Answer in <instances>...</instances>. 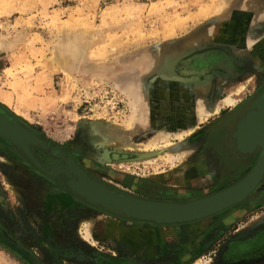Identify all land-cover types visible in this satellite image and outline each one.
Wrapping results in <instances>:
<instances>
[{"label":"rangeland","instance_id":"374dc122","mask_svg":"<svg viewBox=\"0 0 264 264\" xmlns=\"http://www.w3.org/2000/svg\"><path fill=\"white\" fill-rule=\"evenodd\" d=\"M239 74L238 84L247 78L248 89L264 75V0H0V103L19 120L8 117L130 194L139 193L137 185H157L187 151L175 139L182 136L166 128L188 121L181 111L188 109L187 99L159 91L162 82L193 87L194 99L201 95L206 107L217 100L225 79ZM260 107L258 98L253 109ZM131 115L138 126L130 133L131 147L99 143L102 132L122 134ZM143 142L155 144L141 150ZM143 152L153 154L113 157ZM10 163L8 152H0V264H119L120 254L127 261L128 251L111 235L113 228L125 230L126 240L131 219L75 198L30 163L32 189L17 179L16 167L9 170ZM28 172L23 167L20 174L26 179ZM29 191L44 193L50 203L29 204ZM238 205L159 228L167 240L161 260L173 264L182 247V264H264L262 251L245 257L264 246L263 234L240 230L264 214V206L244 216ZM147 222L137 225L140 235L147 233ZM192 247L195 258L186 256Z\"/></svg>","mask_w":264,"mask_h":264},{"label":"flooded vegetation","instance_id":"af4514ba","mask_svg":"<svg viewBox=\"0 0 264 264\" xmlns=\"http://www.w3.org/2000/svg\"><path fill=\"white\" fill-rule=\"evenodd\" d=\"M260 63V62H259ZM242 74H239V76L236 77H241ZM255 81L250 84V88L245 89L244 92L242 93V97L237 98V102H235L234 105L223 108V109H240L238 115H236L234 118H232L231 126L230 128L225 131L226 135L222 139L223 144L222 147H219V151H216L214 148L211 149V151H207V153L202 152V156H204L205 159L208 157L213 158L215 161H218L219 165H221L222 169H219V173L223 172L225 175H229L231 172V169L235 168L236 169H241L245 170V172L249 171L252 166L254 165L253 163L262 155L264 152V147H256L251 153L249 154H242L238 151L237 149V138L235 137V132L237 131V123L240 118L244 117L248 112L249 108L251 105L258 99H262V104L264 108V75H258L256 77ZM247 81V78H245L243 81ZM0 114L7 119L12 121L14 124H18L17 121H14L10 119L7 115H4V111L0 108ZM225 115V116H224ZM230 114L227 113L226 111L221 114V117L218 118V121H224L228 120L230 117ZM231 119V118H230ZM19 125V124H18ZM26 129V128H25ZM27 131H30L29 129H26ZM205 132V131H204ZM202 133V130L196 133V136L200 135ZM213 133H210V136H212ZM214 137V135H213ZM44 146L40 147V145H34L32 146L31 150L34 154L35 157L39 158L45 163H49L51 161V158L48 159L46 158L44 153H49L51 149L49 148V144L47 142H44ZM247 144V143H245ZM14 146V145H13ZM30 146V144L28 145ZM15 147V146H14ZM12 146H10L6 141L2 140L0 138V152L1 153H6L8 152L10 159H12L13 163H10L11 167L9 170H13L15 167V173L17 176V179L20 181H24L25 183H28V186L32 189H34L35 185V177L32 173V168L28 166L30 164L29 158L25 156L23 151L21 149L15 148L17 150L18 156L13 154ZM24 148V147H23ZM212 148V147H211ZM26 151H28L26 148H24ZM41 149V150H40ZM11 150V151H10ZM43 151V152H42ZM198 153V152H197ZM207 154V155H206ZM67 158H70L72 160H75L77 163L78 161L72 156V155H67ZM232 162L234 165L233 168L230 167ZM79 164V163H78ZM223 164V165H222ZM80 165V164H79ZM81 166V165H80ZM23 167H26L29 169L28 177H23L21 171L23 170ZM83 169H85L83 166H81ZM220 167V166H219ZM86 170V169H85ZM87 171V170H86ZM6 173H9L8 169H5ZM90 175L94 176L91 174L89 171H87ZM22 177V178H21ZM95 177V176H94ZM264 179V174L261 179L263 181ZM154 187H150L151 184L146 187L145 189H142L141 186L137 185L135 186V189L139 191L141 194H137V196L144 197V198H149V199H159V200H175L176 197L179 195L176 192V189L170 188L165 185H161L158 183H155ZM35 192V191H34ZM33 191H29L30 195L29 198H27V201H29V204L32 203L34 205H40V207H44L46 204L50 202H46L48 200V196L45 195L44 193H36L38 197H35V193ZM135 195V194H134ZM3 198V197H2ZM0 198V199H2ZM37 199L39 201H37ZM36 203V204H35ZM27 205V204H26ZM64 207V205H63ZM32 208V205H31ZM50 208V207H49ZM98 208V207H97ZM46 207L42 208L44 212L46 211ZM100 209V208H99ZM68 219H71V214L66 215ZM132 220V226L128 229L127 232H130L129 238H130V243L127 241H124L121 238V229H112V235L114 241L118 243V245L122 246V248H126L128 251V259L126 260L125 256L120 254L119 256V264H147L145 261L151 260L152 258L154 259H159L160 264H165L164 260L162 261L161 259L164 257V253L167 251V240L165 239L166 237L164 234H166V231L163 233L159 228L164 227L167 228L169 225L166 224H156V223H151L147 222L148 224V231L147 233L139 234L136 230L137 225L139 224V220L136 219H131ZM63 222H65V219H63ZM179 224V223H178ZM49 224H46L48 226ZM170 226H175V225H170ZM46 234L49 236L50 235V230L46 229ZM154 230V237H152L151 231ZM172 231H170L171 233ZM255 234V233H253ZM252 234V235H253ZM261 234H263V238H261V242L264 245V225L259 229V231L255 234L256 238H258ZM254 236V235H253ZM165 237V238H164ZM256 238H253L251 241L255 240ZM0 239L2 241H5L3 238V235H0ZM87 240V239H86ZM178 242H181L180 239H177ZM247 241V242H251ZM111 242V241H110ZM193 246V245H192ZM263 252L264 254V246L261 247L259 250L254 251L251 250L246 253L247 259L253 258L255 255H257L260 252ZM63 253H66L65 251H62ZM184 248L181 247V251L179 254L177 253L178 259L173 262V264H182L184 260ZM197 254H195V249L193 247L187 251V257L189 258H195ZM121 257V258H120ZM158 262V261H157ZM42 263V262H41ZM38 264H40L38 262ZM43 264V263H42Z\"/></svg>","mask_w":264,"mask_h":264},{"label":"crops","instance_id":"0c3cea01","mask_svg":"<svg viewBox=\"0 0 264 264\" xmlns=\"http://www.w3.org/2000/svg\"><path fill=\"white\" fill-rule=\"evenodd\" d=\"M230 78L231 79H229L228 77L229 80L225 79L221 90L225 87V85L228 87L230 86V90H232L230 96L232 97L233 102H218L219 107L216 112L209 113V115L199 120L193 118V120H188L187 122H181L175 125L177 129H181V131L183 130L181 139L177 137L175 139L178 140V144L186 147L187 151H185V153L181 155L179 159H174L173 162H176L174 163V165L167 166V169L164 170L166 174L165 178H162V181H158V184L176 189V192L180 194L176 197V201H184L187 199L196 198L212 193L236 182L248 172H245V170L241 169L235 170V168H233L234 165H232L233 163L230 162V167H232L233 169H231L229 175H225L223 174V172L220 175L219 169H222V166L219 165L218 161H215L213 158L211 159V157L205 159L204 156H202V152L203 154L207 153V151H211V149L213 148L216 151H219V147H222L223 144L222 139L226 135L225 131L230 128L232 124L231 122H233L232 118L238 115L240 111V109L223 108L234 105L235 102H237V97H242V93L245 89L248 88V83H246V80L241 83V89L238 91V94L236 93L237 96L234 98L233 96L235 94L232 93L235 92V87L233 88V85H238L239 79L234 75H231ZM181 111H183L184 116H188L186 118L188 119L189 115H186V113L189 112V109H181ZM225 111L230 114L229 117L231 119L229 118L228 120L218 121L217 119L220 118L221 114ZM201 130L202 133L196 136V133ZM173 131L175 132V134H177L175 130ZM210 133H213L214 137L212 134V136H210ZM238 142L241 145H245L240 141ZM255 162L253 164H255ZM236 204H239L236 208L242 209V213H240V215L244 216L245 214H248L254 210L257 211L258 209L263 207L264 179L263 181H260L259 184L246 197H244L242 201ZM262 225H264V214H256L251 218V220L245 221L243 224H241L240 230L246 236H248L252 235L254 232L256 234L260 229L258 227ZM121 238L124 241L130 243L129 237L126 240L123 236H121Z\"/></svg>","mask_w":264,"mask_h":264},{"label":"water","instance_id":"95a60500","mask_svg":"<svg viewBox=\"0 0 264 264\" xmlns=\"http://www.w3.org/2000/svg\"><path fill=\"white\" fill-rule=\"evenodd\" d=\"M0 108L4 111V115L12 117L13 119H18L11 111H9L3 104L0 103ZM7 120L3 114L1 118ZM2 118V119H3ZM12 122V121H11ZM19 125H22L24 128L25 126L21 122H17ZM2 122L0 121V137L10 142L12 145L19 149L16 145L14 139L12 138L13 132L2 131ZM31 131V130H30ZM33 132V131H31ZM34 133V132H33ZM35 134V133H34ZM39 137L38 135H36ZM41 141H39L40 147L44 146L43 140L39 137ZM62 150V151H61ZM153 153L150 152H143V153H127L120 154V156L113 157L117 159H142L145 157L151 156ZM51 157L55 159L52 163H45L39 158L35 157L37 160H30V163L39 169L43 173V175L51 181H54L60 185V187L72 194L75 198L81 199L85 203L89 205H93L102 209L103 211L113 213L117 216L127 218V219H136L139 221H148L151 223L156 224H178L184 222H192L196 220H201L211 215H214L218 212L223 211L224 209L242 201L244 197H246L261 181L263 174H264V164L258 170V161L260 157L257 159L253 167L240 179L236 182L225 186L219 190H216L212 193H209L204 196L196 197L187 199L184 201H176V200H159V199H149L140 197L134 194H130L124 191H121L106 182L90 175L85 169H83L75 160L67 158L65 151L60 147H54L50 151ZM59 155L64 156V158L68 159L69 161L73 162L77 167L78 170L81 171L82 174L87 175L91 180L95 181L100 185L106 193L112 194L115 196V201H99L90 197L85 192H81L77 189V187L70 185L68 181H64L58 174L55 173V170L58 168L59 163ZM27 158L28 156L25 155ZM46 167V168H45ZM49 168V169H48ZM247 183L248 186L240 192L238 195L233 196L223 202L212 204L217 198L222 195H225L235 189H237L240 185ZM129 202L136 203L135 208L127 207ZM161 210V211H158Z\"/></svg>","mask_w":264,"mask_h":264},{"label":"bare ground","instance_id":"6f19581e","mask_svg":"<svg viewBox=\"0 0 264 264\" xmlns=\"http://www.w3.org/2000/svg\"><path fill=\"white\" fill-rule=\"evenodd\" d=\"M241 86L242 84L241 85L238 84L235 86L233 85V88L235 87L236 89H239L241 88ZM230 88H231L230 86L228 87L225 85V87L219 91L217 100L212 104H210L209 106L207 105L206 107L204 104L205 102H203L201 95H197L198 98L196 100L194 99L195 96L194 92L197 90L193 89V87L186 88L185 85H179V84L168 86L162 82L160 89L159 88L158 89L161 92L166 90L178 95V97H182V98L185 97L187 99V104L189 109V112H187L186 115L187 114L189 115L188 120L190 121L193 120V118L196 120L202 119L203 117L209 115V113L216 112L219 107L218 101H222L224 103L233 102V99L230 96V93L232 92ZM204 109H208V110H204ZM1 116L2 115L0 114V121L2 122V126H3L1 128L2 131L6 133L7 131H12L13 132L12 138L14 139L18 148L21 149L23 153L27 155L30 160L32 159L36 161L37 159L35 158L31 148L32 146H34V144H41L39 142L41 141L39 137H37L36 134H34L33 132L27 131L22 125L14 124L11 121L8 122L3 117L2 119ZM175 125L176 124L171 122L169 123L168 126H166V128L173 129L176 131L178 135L182 136L181 133L183 132V130L181 131V129H177ZM137 127L138 126L136 125V121L133 115H131V117H129V119H127L125 123V131L122 132V134L112 133L107 135V133L103 134L102 132V139H99V143L107 142V143L121 145V147H131L128 139L130 133ZM236 130L237 131L235 132V137L237 138V140L240 141L242 144L247 143L245 145H241L237 141V145H238L237 149L240 153L249 154L256 147H261V146L264 147V109H261V107L260 109H253V104H252L251 107L249 108V112L244 117L239 119ZM161 138L164 140L162 136ZM28 144H30V146H28ZM150 144L152 145L155 143L143 142L142 145L139 144L140 145L139 148H141V150L145 149L146 147L148 148L149 146H151ZM23 147L26 148L28 151H26ZM263 164H264V152L262 153L258 161V170L261 168V166H263ZM55 173L58 174L64 181L66 182L68 181L70 185L73 184V186L77 187L78 190H80L83 193L85 192L94 199H97L99 201H109V202L116 200L114 195L112 194L110 195L106 193L105 190L100 185H98L97 182L91 180L87 175L82 174L81 171L78 170V167L73 162L64 158V156L59 155L58 168L55 170ZM247 186H248L247 183L240 185L237 189L217 198L212 204L223 202L233 196L238 195ZM129 203L130 204H128L127 207L135 208L136 206L135 202L134 203L129 202ZM83 224L86 223H84L83 221ZM85 227L86 226H83V228H81L80 231L83 237H88V233L86 232Z\"/></svg>","mask_w":264,"mask_h":264}]
</instances>
